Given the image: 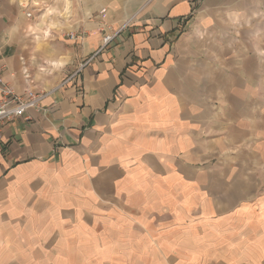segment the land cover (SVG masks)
Instances as JSON below:
<instances>
[{
	"label": "crops",
	"instance_id": "crops-1",
	"mask_svg": "<svg viewBox=\"0 0 264 264\" xmlns=\"http://www.w3.org/2000/svg\"><path fill=\"white\" fill-rule=\"evenodd\" d=\"M21 3L0 72L47 96L0 124V264H264V0Z\"/></svg>",
	"mask_w": 264,
	"mask_h": 264
},
{
	"label": "built area",
	"instance_id": "built-area-1",
	"mask_svg": "<svg viewBox=\"0 0 264 264\" xmlns=\"http://www.w3.org/2000/svg\"><path fill=\"white\" fill-rule=\"evenodd\" d=\"M28 6V3L24 4L22 2L20 4V8L24 11H27L25 14L26 18L30 19L32 14L27 10ZM114 37L115 35L105 36L102 40V46L98 51L106 48L112 42ZM69 38L73 39L74 35H69ZM83 66L84 65H81L80 68ZM75 75L76 74L66 78L59 87H62L71 81ZM46 96L47 93H37L31 90H25L22 95H18L9 85L3 81L0 72V124L23 117L26 111L29 109H40V104Z\"/></svg>",
	"mask_w": 264,
	"mask_h": 264
},
{
	"label": "rangeland",
	"instance_id": "rangeland-1",
	"mask_svg": "<svg viewBox=\"0 0 264 264\" xmlns=\"http://www.w3.org/2000/svg\"><path fill=\"white\" fill-rule=\"evenodd\" d=\"M38 0H22V2L28 3V11L32 14V17L30 19H33V16H36L38 18L39 14H34L31 10L36 9L38 6L34 3H36ZM45 2V0H42ZM126 217V216H125ZM104 239H109L112 237V235L108 233H103L102 234ZM114 238H118L114 233H113ZM117 241V240H116ZM111 243V242H110ZM103 250L107 251V255L103 257V259H100V261H97L96 264H123L122 262L128 260L130 257L126 253L127 246L126 245H103ZM28 264V263H26ZM78 264V263H76ZM87 264H95V263H87Z\"/></svg>",
	"mask_w": 264,
	"mask_h": 264
}]
</instances>
